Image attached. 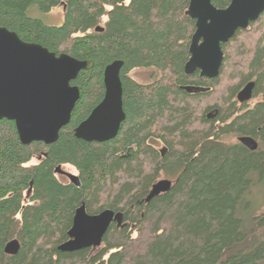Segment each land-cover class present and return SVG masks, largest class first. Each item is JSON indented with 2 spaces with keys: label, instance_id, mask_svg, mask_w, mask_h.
Here are the masks:
<instances>
[{
  "label": "trees",
  "instance_id": "obj_1",
  "mask_svg": "<svg viewBox=\"0 0 264 264\" xmlns=\"http://www.w3.org/2000/svg\"><path fill=\"white\" fill-rule=\"evenodd\" d=\"M211 2L223 8L229 0ZM60 4L59 25L26 13ZM187 5L0 0V26L93 62L71 80L79 96L55 141L23 144L14 122L0 119V264H264V206L252 208L264 191V11L221 43L219 74L207 78L183 71L194 30ZM115 59L122 60L125 118L114 138H77L73 128L100 100L103 69ZM135 67L152 68L150 81L126 75ZM251 79L259 99L239 103L236 92ZM241 135L254 137L256 149ZM41 151L46 156L26 164ZM65 162L77 169L79 186L55 176L54 165ZM161 173L174 176L171 185L145 200ZM81 202L88 213L122 211L124 225L111 222L98 246L59 250ZM12 238L20 246L7 254Z\"/></svg>",
  "mask_w": 264,
  "mask_h": 264
},
{
  "label": "water",
  "instance_id": "obj_2",
  "mask_svg": "<svg viewBox=\"0 0 264 264\" xmlns=\"http://www.w3.org/2000/svg\"><path fill=\"white\" fill-rule=\"evenodd\" d=\"M64 8V5H63ZM264 11V0H229L219 8L211 0H188L185 14L194 19L189 56L183 71H198L207 78L219 74L223 60L221 43L228 41L239 28H246ZM95 31L103 27L96 25ZM90 59L80 60L68 53L56 54L39 43L22 40L18 34L0 26V119L12 120L21 143L42 140L55 141L59 129L68 123L71 110L78 99L79 89L71 85L81 69L90 68ZM122 60L115 59L103 69L104 95L101 101L74 128V135L85 141H105L114 138L125 118L122 108L120 69ZM190 91L191 85L183 86ZM199 90V87H195ZM254 80H248L237 92L239 103L247 102L253 95ZM248 149L258 143L250 135L238 137ZM59 169V166H58ZM70 181L80 185L77 174L65 172ZM32 181L26 194L31 189ZM171 180L155 181L145 200L169 188ZM124 225L122 211L104 208L88 213L81 202L74 210L67 238L57 245L62 251H74L100 245L111 222ZM20 246L17 238L8 240L3 247L7 254H14Z\"/></svg>",
  "mask_w": 264,
  "mask_h": 264
},
{
  "label": "rangeland",
  "instance_id": "obj_3",
  "mask_svg": "<svg viewBox=\"0 0 264 264\" xmlns=\"http://www.w3.org/2000/svg\"><path fill=\"white\" fill-rule=\"evenodd\" d=\"M63 9H64L63 6H61V4H60V5L52 7L48 12H42L39 9H37L35 6H30L27 9L26 13L31 17L40 18L42 21H44L47 24L59 25L63 19ZM151 72H152V68L135 67V68L130 69L127 72V75L130 78L136 80L137 82L147 83L150 81ZM235 99H236V97H235ZM258 99H259V96L251 97L247 101V103L249 105H252ZM155 146L158 149L162 148L160 141H156ZM36 161L37 160H36V156H35L34 158H32L31 162H36ZM63 169L70 171L72 173H76L72 167L67 166V165L63 166ZM57 177L62 181H67V178H63L60 176H57ZM167 177H171V175H165V174L161 173V174H159V176L156 179L167 178ZM254 196L258 200L257 201L255 200L252 208H254V206H256L257 204H260V203H261L260 205H262L261 207H263L264 206V191L258 190Z\"/></svg>",
  "mask_w": 264,
  "mask_h": 264
},
{
  "label": "flooded vegetation",
  "instance_id": "obj_4",
  "mask_svg": "<svg viewBox=\"0 0 264 264\" xmlns=\"http://www.w3.org/2000/svg\"><path fill=\"white\" fill-rule=\"evenodd\" d=\"M62 6V5H61ZM126 75H127V73H126ZM128 76V75H127ZM73 80V79H72ZM102 82H103V75H102ZM71 85H73L72 83H71V80H70V82H69ZM121 86H122V84H121ZM103 95H104V82H103V93H102V96H101V98H100V100L96 103V104H94L93 105V107H92V109L101 101V99H102V97H103ZM122 108H123V106H122ZM91 109V110H92ZM90 110V111H91ZM72 111V110H71ZM90 113V112H89ZM88 113V114H89ZM88 116V115H87ZM86 116V117H87ZM85 117V118H86ZM70 120V119H69ZM69 122V121H68ZM123 122V121H122ZM121 122V123H122ZM67 124V123H66ZM76 126V125H75ZM75 126H74V128H75ZM74 128H73V130H74ZM60 130V129H59ZM59 133V132H58ZM73 133H74V131H73ZM33 142V141H32ZM38 142H42V143H44V144H49V143H46V142H44V141H42V140H39ZM97 142H100V141H97ZM102 142V141H101ZM155 144V143H154ZM44 156H46V152L45 151H41V153H39L37 156H36V162H38V161H40L41 160V158H43ZM36 162H29L28 161V163H26V164H34V163H36ZM70 166V167H72L74 170H75V172L76 173H74V174H77V169L72 165V164H70V163H57V164H55L54 165V169H53V172H54V174H55V176L57 177V176H60V177H63V178H67V181H63V182H69V183H72L71 181H70V179H69V177L67 176V174L65 173V172H69V173H72V172H70V171H67V170H65V169H63V166ZM58 166H59V169H58ZM58 178V177H57ZM168 179H170L171 181L174 179V176L173 175H171V177H167ZM59 179V178H58ZM60 180V179H59ZM62 181V180H61ZM30 184V183H29ZM73 184V183H72ZM152 186V185H151ZM29 188V187H28ZM151 188V187H150ZM28 190V189H27ZM27 192V191H26ZM30 192V191H29ZM26 195H28V194H26ZM113 223L115 224V225H117L116 224V222H114L113 221ZM117 226H121V225H117Z\"/></svg>",
  "mask_w": 264,
  "mask_h": 264
}]
</instances>
